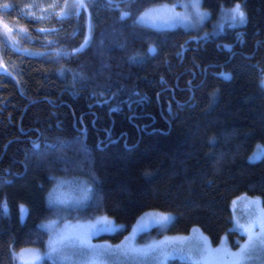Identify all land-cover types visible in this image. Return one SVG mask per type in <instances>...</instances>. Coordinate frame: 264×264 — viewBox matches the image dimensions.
Instances as JSON below:
<instances>
[{"label":"trees","instance_id":"trees-1","mask_svg":"<svg viewBox=\"0 0 264 264\" xmlns=\"http://www.w3.org/2000/svg\"><path fill=\"white\" fill-rule=\"evenodd\" d=\"M25 1L0 0L16 41L0 36V176H18L0 190V264L44 246L39 224L57 215L47 195L59 178L95 190L68 219L124 226L98 237L110 243L157 211L173 215L167 233L196 228L215 245L236 234L235 198L264 207V155L249 160L264 146V0H201L210 15L199 31L135 21L183 0H86L43 23L17 19ZM236 3L246 20L230 24L223 10Z\"/></svg>","mask_w":264,"mask_h":264},{"label":"rangeland","instance_id":"rangeland-1","mask_svg":"<svg viewBox=\"0 0 264 264\" xmlns=\"http://www.w3.org/2000/svg\"><path fill=\"white\" fill-rule=\"evenodd\" d=\"M86 0H84L85 3ZM75 2V0H26L21 7H19L17 12V19L31 21L33 23H43L49 22L53 17H65L68 15H63L64 12L69 11L68 8L65 7L66 4L71 5ZM188 0L179 1L175 4L168 5H157L152 7H160V6H168L171 7L175 5L176 12H185L186 10L181 6L184 3H187ZM150 7V8H152ZM202 8V7H201ZM149 9V8H148ZM203 10V8H202ZM84 11L81 10L80 12ZM191 11V10H189ZM205 11V10H203ZM144 12V11H143ZM73 15H76L75 11H72ZM170 14V13H161ZM71 15V14H69ZM140 15V14H139ZM208 16L203 20V22H165V21H156V22H139L137 18L135 21L139 24L148 26L152 29L158 30H170L176 28H183L187 30L199 31L204 25V22ZM239 23V22H237ZM231 24V23H230ZM0 36L4 41L10 45L14 46L15 38L12 34V31H9V28L0 22ZM0 64V71H3V68ZM264 81V78L262 79ZM261 81V84H262ZM264 88V84H262ZM262 155H264V146H259L255 149V151L249 156L250 161L258 160ZM79 175H75L73 177H65L56 179L55 184L52 186L47 195V203L53 207H58L57 205L52 204L49 201V195L55 193L56 195L61 196L62 198H71L73 196L81 195V191L84 188H90L88 184H86V180L83 178H78ZM80 177V176H79ZM90 195V193H89ZM90 197V196H89ZM87 200L84 201L83 206L87 204ZM255 200L256 203H252ZM82 206L81 210L84 208ZM23 212L26 211L23 208L21 209ZM261 210H264L260 200L258 198H251L246 196H240L235 198L231 203V213H232V225L229 228V232L234 231L236 234L224 233L217 244L212 245L208 239V246L215 249H224L219 253L207 254L203 253V249L205 248V236L196 228H192L191 232L188 235L183 234H169L165 230L168 226L173 222V215L169 213H161L157 211H146L141 214L137 220L130 226L127 233L123 237V239L117 243H110L107 240L98 239L99 236L105 234H113L118 231H109V232H99L94 234L90 243L97 246H109L111 248H116L117 246H127V247H136L141 248L147 244H150L154 241H164L163 251H157L155 253H151L146 258H125L122 256H114L112 259L115 260V264H170L172 260L183 261L187 264H192V260L189 259L188 254L192 253L196 260L200 261V264H232L234 257L229 253H237L242 244H245L248 240L247 234L243 233L237 226L236 222L239 221L241 224L245 223L255 214H258ZM77 214V213H76ZM153 214H168L171 216V219L167 222L165 227H161L159 225L153 224L149 222V217ZM61 215L66 216V218L70 215L68 213H63ZM57 216V215H56ZM56 216L44 220L40 222L39 227L43 229L47 233V239L42 248L39 247H24L14 252V264H34L33 261V252L34 250H39L41 253V259L37 262V264H75V261L78 260V257H72L71 253H69L70 259L69 261H59L54 259L53 257L44 255L47 252V245L49 241L50 235L52 233L47 228H42L41 225L47 223V221L51 219H55ZM99 216V215H96ZM91 218V217H90ZM143 218V220H142ZM77 219L81 222L88 218H75L68 219V221L72 223H76ZM143 224V227L138 229L134 233V229L137 228L138 224ZM59 227H63V221H61ZM258 231V229H257ZM160 234V235H159ZM159 235V236H158ZM163 253H166L163 254ZM205 257H207L205 259ZM246 264H264V251L257 249L254 253L251 254L250 258L247 260Z\"/></svg>","mask_w":264,"mask_h":264},{"label":"snow or ice","instance_id":"snow-or-ice-1","mask_svg":"<svg viewBox=\"0 0 264 264\" xmlns=\"http://www.w3.org/2000/svg\"><path fill=\"white\" fill-rule=\"evenodd\" d=\"M109 5L115 3V0H107ZM119 7L118 4H116ZM186 11L176 12L175 5L152 7L142 12L137 20L139 22H156V21H171V22H203V20L210 15L201 8V0H188L187 3L181 5ZM66 8L69 11L64 12L63 15L72 14L75 11L79 14L81 10L88 7L84 3V0H75L71 5L66 4ZM191 10V11H189ZM225 19L231 24L237 22L243 23L246 20V14L240 3H236L233 7L224 9ZM170 13L164 14L161 13ZM131 15L130 12L122 10V17ZM11 31V29H9ZM56 54L59 55V50H55ZM50 54V53H45ZM264 84V81H262ZM213 141L215 138H212ZM81 191V195L73 196L71 198H62L55 193L49 195V201L57 205V216L55 219L47 221L42 224V228H47L52 235L49 237L47 252L44 255L53 257L59 261H69L71 253L72 257H78L75 264H115V260L112 259L114 256H122L125 258L137 259L146 258L149 254L157 251H163L164 241L152 242L141 248L117 246L111 248L109 246H97L90 243L91 237L99 232L115 231L118 228L124 227L123 225L117 224L114 220L107 216H93L81 222L77 219L76 223H72L67 220L66 216L61 215L62 213L71 214L72 212H79L84 204V201L89 198V193H92L95 198V190L91 188H84ZM252 203H256L255 200ZM5 211L7 206L5 205ZM23 207V206H21ZM171 219L168 214H153L149 217V222L165 227L167 222ZM143 220V218H142ZM61 221H63V227H59ZM236 226L248 236V240L245 244L240 246L237 253H229L234 257L232 264H246L251 254L257 249L264 251V210H261L258 214L253 215L245 223L236 222ZM143 227V224H138L137 228L134 229V233ZM258 229V231H257ZM224 251V249H211L208 246L207 238H205V248L203 253L212 254ZM166 255V253H163ZM189 259L192 260V264H200L199 260H196L192 253L188 254ZM207 257H205L206 259ZM41 259V253L39 250H34L33 261L34 264Z\"/></svg>","mask_w":264,"mask_h":264},{"label":"flooded vegetation","instance_id":"flooded-vegetation-1","mask_svg":"<svg viewBox=\"0 0 264 264\" xmlns=\"http://www.w3.org/2000/svg\"><path fill=\"white\" fill-rule=\"evenodd\" d=\"M32 141L34 142V140H32ZM16 177H18V176L14 172L10 173L9 170H5L4 174H1V176H0V190L2 189V186L10 185L12 183L13 179ZM0 195L2 196L1 193H0ZM22 208L24 209V207H22ZM18 213L22 217V216H25L26 211L23 212L22 210H19Z\"/></svg>","mask_w":264,"mask_h":264},{"label":"bare ground","instance_id":"bare-ground-1","mask_svg":"<svg viewBox=\"0 0 264 264\" xmlns=\"http://www.w3.org/2000/svg\"><path fill=\"white\" fill-rule=\"evenodd\" d=\"M231 47H232L231 45H228V46H224L223 49L226 50L225 48H227V49H229L228 51H230L231 50ZM38 146H39V143L35 142V147L38 148Z\"/></svg>","mask_w":264,"mask_h":264},{"label":"water","instance_id":"water-1","mask_svg":"<svg viewBox=\"0 0 264 264\" xmlns=\"http://www.w3.org/2000/svg\"><path fill=\"white\" fill-rule=\"evenodd\" d=\"M226 50L228 51L229 49L226 48Z\"/></svg>","mask_w":264,"mask_h":264}]
</instances>
